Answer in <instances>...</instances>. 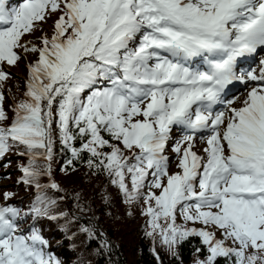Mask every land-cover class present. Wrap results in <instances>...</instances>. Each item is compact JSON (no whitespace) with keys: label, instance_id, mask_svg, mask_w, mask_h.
I'll use <instances>...</instances> for the list:
<instances>
[{"label":"snow or ice","instance_id":"obj_1","mask_svg":"<svg viewBox=\"0 0 264 264\" xmlns=\"http://www.w3.org/2000/svg\"><path fill=\"white\" fill-rule=\"evenodd\" d=\"M52 15L39 47L25 39ZM261 49L264 0H0V160L13 149L27 156L18 182L37 192L27 211L0 204V264H61L34 223L69 222L53 214L63 197L45 191H61L51 166L57 133L71 154L61 170L87 153L127 203L143 200L146 235L175 258L177 245L199 237L207 254L195 264H264V58L246 63ZM29 54L9 117L3 84ZM236 82L247 89L242 101L229 96ZM177 211L204 227L176 224ZM78 230L111 251L90 222Z\"/></svg>","mask_w":264,"mask_h":264},{"label":"trees","instance_id":"obj_2","mask_svg":"<svg viewBox=\"0 0 264 264\" xmlns=\"http://www.w3.org/2000/svg\"><path fill=\"white\" fill-rule=\"evenodd\" d=\"M25 81L11 75L3 84L5 98L11 102L23 99ZM6 89L11 92L10 95ZM11 102L5 104L9 107L6 109L9 116L12 112ZM75 146L79 147L80 142L76 141ZM11 153L18 156L16 149H13ZM53 153L52 179L60 185L61 191L52 189L45 191L53 198L63 197V200L58 201L53 209V214L67 213L69 222L65 223L64 217H60L57 220L41 219L34 223L48 241V250L58 258L61 264H195L197 259H204L207 253L199 237H189L188 240L177 245L175 248L179 257L177 259L167 246L161 243L159 237L154 240L153 237L147 236L146 232L151 229L147 223L149 217L142 214L145 207L143 200L127 203L123 194L110 182L106 174L102 171L96 173L88 167L85 162L88 158L87 153L82 154V159L74 161V164L66 171H62V166L71 154L66 149L62 150L58 133ZM0 162L7 165V167L4 165V169L17 168L15 165H19H12L13 161H6L5 158ZM22 162L23 165L27 164L28 159H22ZM43 163V161H37L39 166ZM7 177L13 176L7 175ZM39 179L40 183H44L47 177L43 176ZM32 186L24 184L19 187L18 201H14L15 191L10 192L12 195L7 202L27 211L37 194L33 193ZM176 216V224L195 227L196 222H185L178 211ZM89 222H92L97 232L102 233L103 237L110 242V252L99 249V238L89 240L78 230L79 225ZM160 222L163 223V221ZM196 247H201L202 251L197 253ZM157 254L160 257L159 261L156 258ZM216 264H229V262L226 258L220 257Z\"/></svg>","mask_w":264,"mask_h":264},{"label":"rangeland","instance_id":"obj_3","mask_svg":"<svg viewBox=\"0 0 264 264\" xmlns=\"http://www.w3.org/2000/svg\"><path fill=\"white\" fill-rule=\"evenodd\" d=\"M56 18H57V15H52L46 22L42 23L41 27L43 29V33L40 31V29H37L34 34L26 36L25 39L32 41L33 43H35L39 47L40 46L39 37H41V35H49V36L51 35L52 29H53V22L55 21ZM261 58H264V53L261 56ZM35 59H36L35 55L29 54L26 56L25 59H22L19 62L18 66L11 67L9 69V71L11 72L12 76L17 77L21 81L26 80L27 75H28L26 65L31 63ZM24 87H25V85H24ZM6 91L9 95L11 94V92L8 89H6ZM246 91H247V89L244 87L242 93L237 96L239 101L243 100V98L246 94ZM12 101H15V100H12ZM6 102H11V100L5 99V104H6ZM15 102H11V105H13ZM235 106H239V103H236ZM7 108H9V107L6 105L5 109H7ZM12 115H13V113L11 112L9 117H11ZM180 135L181 134L179 132H176L175 130L173 131V136L175 138H179ZM204 147H206V142L202 141L199 137H197L194 140L193 150L196 151L198 155H202ZM165 155L169 156V158H170V160H169V172L171 173V172L177 171L178 170L176 167L177 156L175 153L172 152L171 144L168 146V149L165 152ZM4 158L6 161H13L12 165H15V164H19V165H15V167H17V168H14V167L11 168L10 167V168L4 169L5 163L0 162V202H1L0 204L8 203L7 201H4V195L3 194L4 193H10L13 191H15V193H16V197H15L14 201H18L19 197H17V191L19 190V187L21 185H24L23 182H18V181H21V177L23 175V173L20 171L19 166L23 165L22 159H28L27 156H20V155L16 156V155H13L11 152L6 154V156ZM7 175H10L13 177L8 178ZM46 183H48V177L45 180V182L41 183V184H46ZM32 191H33V193H37L34 185L32 186ZM14 206L17 207L15 204H14ZM31 222H32V220L28 218L20 226H22V228H28V226L30 225ZM90 223L93 224L92 222H90ZM194 226L196 228L204 227L199 222H196V224ZM215 234H216L217 238H222L220 235V232L218 230L216 231ZM225 244L227 246H232V242L230 240L225 241Z\"/></svg>","mask_w":264,"mask_h":264},{"label":"bare ground","instance_id":"obj_4","mask_svg":"<svg viewBox=\"0 0 264 264\" xmlns=\"http://www.w3.org/2000/svg\"><path fill=\"white\" fill-rule=\"evenodd\" d=\"M256 65H258V62H256ZM230 93H231V91H230Z\"/></svg>","mask_w":264,"mask_h":264}]
</instances>
